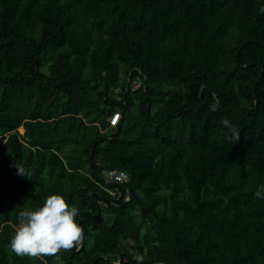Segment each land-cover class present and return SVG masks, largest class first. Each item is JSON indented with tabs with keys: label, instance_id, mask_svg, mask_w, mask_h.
<instances>
[{
	"label": "trees",
	"instance_id": "obj_1",
	"mask_svg": "<svg viewBox=\"0 0 264 264\" xmlns=\"http://www.w3.org/2000/svg\"><path fill=\"white\" fill-rule=\"evenodd\" d=\"M261 185L264 0H0V264H264ZM52 194L83 244L17 256Z\"/></svg>",
	"mask_w": 264,
	"mask_h": 264
},
{
	"label": "clouds",
	"instance_id": "obj_2",
	"mask_svg": "<svg viewBox=\"0 0 264 264\" xmlns=\"http://www.w3.org/2000/svg\"><path fill=\"white\" fill-rule=\"evenodd\" d=\"M219 107L216 101L210 110L215 112ZM221 123L231 130L234 139L239 140V129L227 119ZM15 167L18 175L29 178L30 171L24 166L16 162ZM255 197L264 199V185L257 189ZM78 215L79 210L75 206L70 207L62 195L52 194L43 206L19 212V223L9 247L17 256L41 259L55 256L61 250H78L85 239L84 230L76 221Z\"/></svg>",
	"mask_w": 264,
	"mask_h": 264
},
{
	"label": "built area",
	"instance_id": "obj_3",
	"mask_svg": "<svg viewBox=\"0 0 264 264\" xmlns=\"http://www.w3.org/2000/svg\"><path fill=\"white\" fill-rule=\"evenodd\" d=\"M139 85L137 84L135 87H138ZM121 120V114L119 112L113 114L109 118V125L111 127L116 126L119 121ZM106 178L108 179L109 182H115L117 184L124 183L128 181V175L124 171H109L105 174ZM112 196H115V193H110ZM129 200L128 194L124 197V202Z\"/></svg>",
	"mask_w": 264,
	"mask_h": 264
},
{
	"label": "water",
	"instance_id": "obj_4",
	"mask_svg": "<svg viewBox=\"0 0 264 264\" xmlns=\"http://www.w3.org/2000/svg\"><path fill=\"white\" fill-rule=\"evenodd\" d=\"M203 90V87L201 88V91ZM110 183H112V184H117V183H115V182H110ZM89 195H90V193H89Z\"/></svg>",
	"mask_w": 264,
	"mask_h": 264
}]
</instances>
